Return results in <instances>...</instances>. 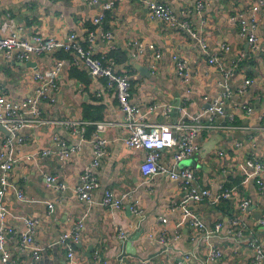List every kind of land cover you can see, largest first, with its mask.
I'll list each match as a JSON object with an SVG mask.
<instances>
[{
    "label": "crops",
    "instance_id": "0c3cea01",
    "mask_svg": "<svg viewBox=\"0 0 264 264\" xmlns=\"http://www.w3.org/2000/svg\"><path fill=\"white\" fill-rule=\"evenodd\" d=\"M105 1L88 4L84 0H0V35L16 31L27 38L35 35L64 38L74 33L85 47L84 37L95 30L97 38L93 52L96 56H105L106 60L111 59L115 71L129 77L132 104L145 111L154 103L177 104L178 100L187 98L188 111L200 112L223 91L222 66L227 68L241 52L244 53L247 42L239 34L240 21L248 17L256 0H155L169 5L177 18L187 20L196 36L206 42V51L201 50L197 40L186 30L152 21L148 16L147 2L153 0L118 1L106 11L105 19L96 27L92 24V17L98 14ZM197 4L201 5L200 9H196ZM257 18V35L261 44L264 8L258 11ZM104 31L112 33L110 42L101 39L100 32ZM133 40L142 44L143 53H138L132 45ZM224 43L231 46L229 52L221 51ZM156 53L161 55L158 60L154 58ZM256 53L249 51L248 58L243 56L237 62L233 76L225 80L231 95L225 101L226 115L217 122L232 127L222 133L226 138L219 141L218 149L205 158L197 152L185 163L195 171L198 184L210 192V200L222 190H230V197L215 205H210L206 199L191 202L190 208L205 229L197 231L182 226L175 239L173 230L182 216L179 204L183 191L178 182L164 176H155L145 182L140 173L145 152L129 149L119 140L123 133L115 124L121 122L122 113L113 92L106 90L104 79L92 77L78 56L71 52L52 51L33 57L29 62H34L36 67L0 56V89L6 98L15 101L33 93L35 68L47 71L56 61L64 62L57 76L59 91L55 103L43 102L40 107L43 123L24 130L26 141L22 145V155L35 154V157L18 162L10 174V183L23 192L25 199L18 200L13 190L4 197L10 212L7 222L14 230L23 227L20 217L39 220L34 238L44 250L36 264H179L180 261L182 264H251L249 240L255 238L264 250V225L260 223L264 220V186L260 190L253 181L244 183L236 166L248 157H256L264 163V125L258 119L259 114H264V56L255 58ZM173 55L186 60L189 68L187 82L178 79ZM211 56H218V63L210 64ZM152 63L154 69L150 68ZM132 64L144 67V74ZM245 79L252 83L243 95H239L236 90ZM97 92L101 93L100 97L96 96ZM245 108H250L251 112ZM84 112L93 114V117L85 118ZM230 113L235 114L232 122L228 118ZM179 117V113L170 119L154 113L145 120L165 124ZM62 120L90 122L84 140L59 126L58 122ZM104 120L114 126L103 134L110 142L96 168L99 187L89 205L77 200L72 188L92 158L89 141L95 131L93 124ZM89 128L92 130L88 133ZM6 135L0 131V142H4ZM209 136L208 131L200 134L197 139L199 148L201 140L206 141ZM59 141H63L66 148L79 145L80 149L61 159ZM237 143L241 147H237ZM44 150L50 153L41 155ZM46 174L55 176L67 189L57 192L47 187ZM105 189L115 195L131 192V201H139L142 213L133 215L126 207L118 210L103 208L99 201ZM244 200H250V205L242 209ZM46 203L55 206L49 215ZM234 217H238L242 224L234 225ZM160 218L168 221L170 240L166 244L158 241L160 231L148 236ZM78 220L83 221L84 229L74 246L71 263L66 251L55 242ZM218 223L221 227L214 231ZM119 230L124 232L125 238L119 236ZM136 232L140 236L132 245L137 257H122L124 241ZM211 246L221 251V257L207 259ZM6 249L15 264L28 263V256L18 250L11 236H7Z\"/></svg>",
    "mask_w": 264,
    "mask_h": 264
},
{
    "label": "built area",
    "instance_id": "2783aa9c",
    "mask_svg": "<svg viewBox=\"0 0 264 264\" xmlns=\"http://www.w3.org/2000/svg\"><path fill=\"white\" fill-rule=\"evenodd\" d=\"M84 1L88 4L98 2V0ZM118 1L121 0H106L98 14L92 17V24L98 27L105 19L106 11L111 10ZM147 6L149 10L148 16L152 21L186 30L192 38L197 40L201 50L206 51V42L196 36L187 20L177 18L169 5L153 0L148 1ZM200 8L201 5L197 4L196 9ZM261 8H264V0H256L249 10L248 17L240 21L239 34L248 43V49L251 52H258L261 49L257 35V13ZM100 37L106 42H110L113 38L110 31L100 32ZM96 38L97 32L95 30L88 32L83 39L84 47L74 33H70L64 38H48L43 35L27 38L16 31H11L6 35H0V56H3L6 60L22 63L32 61L33 57L52 51L62 50L76 54L91 76L104 79L106 90L112 91L115 95L118 108L122 113L121 122L115 124L116 127L121 128L123 133L119 140L129 149L143 150L145 152L144 160L140 165V173L145 182H149L155 176H164L169 180L178 182L180 185L183 191L179 204L182 216L174 226L173 238L178 237L182 226L197 231H204L203 223L190 208L189 204L206 199L210 205H215L220 200L228 199L230 190H222L210 200V192L198 184L195 171L185 165V163L198 152L199 144L197 139L202 132L223 133L232 128L219 125L217 120L226 115L225 101L231 95L225 80L233 76L235 66L246 55L245 52H241L238 59L232 61L227 68L222 66L223 91L208 103L207 108L200 112H189L187 109V98L182 101L178 100L176 108L180 116L179 119L173 120L174 122L172 123L168 121L165 124H157L149 123L145 118L148 115L159 113L170 119L174 106L169 103H154L148 106L145 111H142L132 104L130 101L131 83L129 77L124 74H118L113 68L111 59L106 60L105 56H96L94 54L93 44ZM132 45L139 54L143 53L142 44L139 41L133 40ZM220 49L224 53L229 52L231 46L224 43L221 44ZM261 50L264 52V48ZM160 57L159 53L154 55L156 60L160 59ZM172 60L178 79L181 82H187L189 79V68L186 60L179 58L177 55H173ZM208 62L210 64L218 63V56H211ZM63 65V61H56L50 70L39 71L35 68L32 75L35 83L33 93L24 99L17 101L8 99L0 89V126L8 133L4 142H0V264H15V260L6 249L7 236L13 237L17 243L18 250L28 256L29 261L27 264H36L44 250L35 242L34 238L39 220L32 217H20L23 227L18 231L14 230L7 222L10 212L4 202V197L8 191L13 190L18 200L22 201L25 199L23 192L10 183V174L18 162L35 157V154L22 155V145L26 141L24 130L31 125H41L43 123L40 117L42 113L41 104L43 102L55 103L57 92L59 91L57 76ZM150 68L154 69L155 65L152 63ZM251 83V80L245 79L240 87L237 88L236 93L243 95ZM96 96L100 97L101 93L97 92ZM245 109L248 113L251 112L250 108ZM234 116V113L228 115L230 122L234 120ZM258 119L264 125V114H259ZM89 124L90 122L82 120H62L58 122V125L66 132L78 136L80 140H84ZM93 125L95 126V131L92 140L89 141L92 148V158L89 166L83 169L79 175L78 183L72 188L77 200L89 205L93 203L94 192L99 187L96 168L104 158L106 147L110 142L103 134L108 128L114 126L113 123L105 120L95 122ZM59 146L62 149L59 154L61 159L80 149L79 145L66 148L63 141H59ZM236 146L241 147V144L237 143ZM48 153H50L48 150H44L40 154L45 156ZM221 154L222 152H219V155ZM236 168L244 183L253 181L262 190L264 186V163L261 160L256 157H248L237 163ZM44 181L46 186L54 191L63 192L67 189V186L60 183L55 176L50 174L44 175ZM99 204L103 208L115 210L126 207L133 215L142 213L139 201H131V192L115 195L111 190L105 189ZM248 205H250V200H244L241 203V208L245 209ZM46 207L48 210L47 215H49L54 211L55 206L53 203H46ZM167 223L168 221L165 218H160L159 224L151 227L148 236L152 237L156 232L160 231L158 241L166 244L170 240L167 232ZM232 223L236 226L242 224L238 217H234ZM260 223L264 225V220L260 221ZM220 227L221 224H215L214 231H219ZM83 229V221L78 220L70 229L63 232L55 242V244L60 245L66 251L67 258L71 263L74 258V246L79 242ZM237 235H241L240 231H237ZM119 236L125 238L124 232L119 230ZM248 246L252 252L251 264H264V250L257 240L251 238ZM221 255V251L218 248L211 246L207 252V259L213 260L221 257ZM179 264H182V262L180 261Z\"/></svg>",
    "mask_w": 264,
    "mask_h": 264
},
{
    "label": "water",
    "instance_id": "95a60500",
    "mask_svg": "<svg viewBox=\"0 0 264 264\" xmlns=\"http://www.w3.org/2000/svg\"><path fill=\"white\" fill-rule=\"evenodd\" d=\"M262 38H263V41L260 44L261 49L264 48V31H263ZM261 49L256 53L255 58H259L260 56H264V52ZM244 52L246 54V58H248L249 57V49H248L247 43L245 44ZM26 65L36 67V64L34 62H28V63H26ZM132 65L134 68H138V70H140V72L142 74H144V71H145L144 67H140L136 64H132ZM172 105L174 106L172 115H175L177 113L176 106L178 105V102H177V104H172ZM207 107H208V105H207ZM0 131L8 135L7 131L1 126H0ZM224 138H226V136H224L220 132L210 133L208 140H206V141L201 140V145H200V148L198 149V154L202 158H205L213 150L218 149L219 141H222ZM139 236H140V233L136 232L134 235L130 236L127 240L124 241V243L122 245V257L123 256H125V257H128V256L137 257L136 248L132 245V242L138 240Z\"/></svg>",
    "mask_w": 264,
    "mask_h": 264
},
{
    "label": "trees",
    "instance_id": "16d2710c",
    "mask_svg": "<svg viewBox=\"0 0 264 264\" xmlns=\"http://www.w3.org/2000/svg\"><path fill=\"white\" fill-rule=\"evenodd\" d=\"M61 51H62V50H61ZM62 52H63V51H62ZM84 117H85V118L93 117V114H92V115H87L86 112H84ZM97 119H101V118L97 117ZM91 130H92V128H89V129H88V133L91 132ZM242 179H243V178H242Z\"/></svg>",
    "mask_w": 264,
    "mask_h": 264
}]
</instances>
